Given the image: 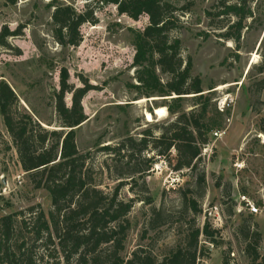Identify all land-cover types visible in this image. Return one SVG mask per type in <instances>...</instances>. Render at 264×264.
I'll return each instance as SVG.
<instances>
[{
  "label": "rangeland",
  "instance_id": "obj_1",
  "mask_svg": "<svg viewBox=\"0 0 264 264\" xmlns=\"http://www.w3.org/2000/svg\"><path fill=\"white\" fill-rule=\"evenodd\" d=\"M166 1L178 9L190 4L188 12L179 13L182 23L171 38L180 40L182 57L191 58L193 76L201 79L203 95L211 99L210 116L214 117L217 110L224 120L222 135L215 137V132L211 133L209 144L202 150L200 170L205 174V191L194 196L202 211L195 218L196 227L203 228L208 222L220 232V245H211L201 237L206 256L199 259V264H222V254L229 248L235 264H249L239 236V228L246 220L262 235L260 254L264 257V133L260 130L264 90L256 86L264 75L255 69L263 62L264 13L257 16L253 28L244 30L237 50L235 43L220 38L223 31L218 28L228 25L229 19L206 15V12L216 15L217 6L224 0ZM49 2L18 0L12 5L0 0V34L4 28L17 33L7 40L9 48L0 49V82L12 87L20 109L42 122L54 123L51 128H56L54 91L59 89L61 68L68 70L71 85L81 87L84 78L94 86L95 90L82 102L88 120L76 130V142L80 153L90 156L88 165L94 171L98 188L112 193L125 180L119 179V157L103 152L102 147L116 148L127 137L141 138L148 129L159 137L162 128L175 120L168 111L170 99L175 96L140 98L132 87L137 84L134 38L148 26V17L134 21L120 15L115 6H102L98 0H63L62 3L78 12L90 7L97 22L82 27L80 46L62 48L54 39ZM161 78L167 80L165 75ZM221 86L227 87L218 90ZM66 103L71 105L70 95L66 96ZM158 108L165 109L164 117H156ZM195 108L199 110L201 106L191 99L184 103L186 112ZM147 112L153 117L151 122L147 121ZM138 176L134 177L137 185H127L121 190L122 199H139L130 215L132 226L123 256L128 260L136 249L147 248L163 258L181 243L186 223L193 219L191 214L181 219L175 212L182 209L181 194L194 187L196 175L191 176L188 171L176 173L161 159L144 177L149 194L143 191L144 180ZM147 196L152 197V205L146 204ZM243 196L260 210L259 214H250L246 202L241 200ZM32 207L48 214L52 209L50 196L44 190H35L20 168L0 114V217L28 213ZM152 207L172 212L170 223L151 230L148 223Z\"/></svg>",
  "mask_w": 264,
  "mask_h": 264
},
{
  "label": "trees",
  "instance_id": "obj_2",
  "mask_svg": "<svg viewBox=\"0 0 264 264\" xmlns=\"http://www.w3.org/2000/svg\"><path fill=\"white\" fill-rule=\"evenodd\" d=\"M7 1L12 5L18 2ZM62 1L49 2L53 10L54 39L62 48H75L83 41L82 27L95 25L97 20L90 7L78 12ZM98 2L102 6H115L120 15L134 21L148 17V26L134 38L133 68L137 84L132 87L140 98L175 96L168 105L175 120L162 128L159 137L148 129L141 138L127 137L116 148L102 147L103 152L119 157V179L125 180L112 193H105L98 188L94 171L88 165L90 156L80 153L76 142V130L88 120L82 102L95 90L94 86L84 78L81 87L71 85L68 70L61 68L59 89L54 91L56 128H51L54 123L42 122L20 109L12 87L1 81L0 114L18 163L34 189L49 194L52 209L46 214L32 207L28 213L22 211L0 217V264H199V259L206 256L201 248V237L211 245H220V232L208 222L203 228L196 227L195 218L202 211L194 196L205 191V174L200 170L202 150L209 144L211 133L223 130L224 120L217 110L214 117L210 116L211 99L204 97L201 79L193 76L192 60L182 57L180 40L171 38V33L182 23L179 13L188 12L190 4L178 9L166 0ZM217 9L216 15L211 12L206 15L229 19L228 25L218 28L223 31L220 38L235 43L237 50H240L244 30L253 28L257 16L264 13L263 0H224ZM261 26L264 27V18ZM16 35L4 28L0 34V49L9 48L7 40ZM261 46L264 47V40ZM255 69L264 75V55L262 64ZM161 75L167 76V80L163 81ZM256 86L264 90V79ZM67 95L71 97L70 106L66 103ZM190 99L201 109L186 112L184 103ZM261 124L260 130L264 133V118ZM150 152L154 154L145 155ZM161 159L176 173L188 171L191 176L196 175L194 187L181 194L182 209L175 212L181 219L189 214L193 219L186 223L181 243L165 257L159 258L147 248H138L126 260L123 254L132 226L130 215L139 199H122L121 190L127 185H137L136 175L144 180ZM127 179H131L130 183ZM142 188L149 194L145 180ZM144 200L148 205L153 204L151 196ZM150 214L151 230L166 226L173 217L172 212L162 207H152ZM239 234L249 264H264L259 230L252 229L250 221L246 220ZM232 253L231 248L223 252L222 264H235Z\"/></svg>",
  "mask_w": 264,
  "mask_h": 264
},
{
  "label": "built area",
  "instance_id": "obj_3",
  "mask_svg": "<svg viewBox=\"0 0 264 264\" xmlns=\"http://www.w3.org/2000/svg\"><path fill=\"white\" fill-rule=\"evenodd\" d=\"M222 134H221V132H215L214 133V136L215 137H219V136H221ZM206 148H204V150H205ZM241 200H242V202H246V208H247V210L248 211H250V214L251 215H256V214H259L260 213V210L255 206V205H253V204H251L248 200H247V198L246 197H241Z\"/></svg>",
  "mask_w": 264,
  "mask_h": 264
},
{
  "label": "bare ground",
  "instance_id": "obj_4",
  "mask_svg": "<svg viewBox=\"0 0 264 264\" xmlns=\"http://www.w3.org/2000/svg\"><path fill=\"white\" fill-rule=\"evenodd\" d=\"M227 86H221L218 88V90H222L225 89ZM143 101H139L138 103H142ZM146 118L148 122H151L153 120V117L151 116V114L149 112H147L146 114ZM155 115L156 117L162 118L165 116V109L164 108H158L155 110Z\"/></svg>",
  "mask_w": 264,
  "mask_h": 264
},
{
  "label": "water",
  "instance_id": "obj_5",
  "mask_svg": "<svg viewBox=\"0 0 264 264\" xmlns=\"http://www.w3.org/2000/svg\"><path fill=\"white\" fill-rule=\"evenodd\" d=\"M153 101H155V99H154ZM44 127H45V126H44ZM45 128H47V127H45Z\"/></svg>",
  "mask_w": 264,
  "mask_h": 264
},
{
  "label": "crops",
  "instance_id": "obj_6",
  "mask_svg": "<svg viewBox=\"0 0 264 264\" xmlns=\"http://www.w3.org/2000/svg\"><path fill=\"white\" fill-rule=\"evenodd\" d=\"M17 155V154H16ZM20 166V165H19ZM21 168V167H20Z\"/></svg>",
  "mask_w": 264,
  "mask_h": 264
}]
</instances>
